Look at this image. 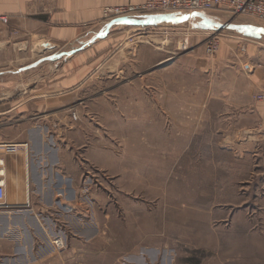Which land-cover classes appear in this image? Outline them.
I'll return each instance as SVG.
<instances>
[{
	"label": "rangeland",
	"instance_id": "374dc122",
	"mask_svg": "<svg viewBox=\"0 0 264 264\" xmlns=\"http://www.w3.org/2000/svg\"><path fill=\"white\" fill-rule=\"evenodd\" d=\"M212 11L199 12L218 20L221 15ZM183 13L115 19L117 29L111 28V37L91 56L97 67L87 85L55 108L57 113L47 118L44 111L34 114L38 127L51 128V143L62 133L70 147L80 139L92 148L101 165L91 171L96 180L86 182L85 191H96L102 212L112 210L122 221L103 232L108 242L114 237L113 244L95 249L96 255L87 250V264L131 258L132 245L141 239L161 247L165 264H264V136L240 133L236 120L223 115L228 110L220 102L227 90L236 95L227 85L242 83L231 78L239 58L232 56L227 63L223 41L230 33L207 32L204 22L194 18L198 12ZM213 36L220 48L207 54L204 43ZM61 50L51 49L27 63L49 57L55 70L71 59ZM114 153L117 168L110 166ZM6 202L9 206L0 213L29 209L21 206L24 201ZM9 225L6 242L0 243V264H32L39 255L47 256L41 264H50L62 257L63 236L48 245L43 240L36 251L28 245V234L22 237L15 230L12 218ZM19 244L27 245L25 252L16 248ZM156 258L152 248L150 259Z\"/></svg>",
	"mask_w": 264,
	"mask_h": 264
},
{
	"label": "crops",
	"instance_id": "0c3cea01",
	"mask_svg": "<svg viewBox=\"0 0 264 264\" xmlns=\"http://www.w3.org/2000/svg\"><path fill=\"white\" fill-rule=\"evenodd\" d=\"M142 1L0 0V15L9 19L7 24L0 21V143L29 144L28 153L23 150L3 153L6 198L11 202H26L27 199L30 202L28 205L24 203V207L29 209L0 213V238H3L0 243L6 242L11 231V218L17 228L15 230H19L22 237L28 234V245L36 251L44 246L40 244L43 240L48 245L57 236H63L66 248L62 257L50 260V264H87V250L92 252L90 249H93L96 255L95 249L115 241L110 236L108 242L103 232L113 231L122 221L112 210L109 214L102 212L101 196L96 191H85L86 182L96 180L91 171L101 165L92 148L87 149L80 139L70 147L69 141L61 137L62 133H58L57 141L51 143L47 139L51 128L38 127L33 119L39 110L47 112L44 118L57 113L55 108L68 103L89 82L97 67V63L90 61L91 56L96 54L101 41L111 37V28L119 23L118 20L111 23L103 21V9ZM211 13L221 16L214 21L207 17L209 12H198L194 18L199 24L204 22L207 32H214L212 29L216 28L222 34H231L223 41V48L227 63L232 60L230 57L238 56V69L231 78L242 81L234 87L227 85L236 95L227 90L221 98L218 97L228 110L223 115L236 120L240 133L264 136V24L235 17L229 10H213ZM224 17L229 20L225 21ZM57 48L71 59L55 66V70L52 64H48L49 57L40 63H27L32 57L38 54L46 56L51 49ZM212 82L209 92L213 90ZM11 120L15 122H9ZM110 166L117 168L115 153ZM139 228V224L135 226L136 230ZM145 240L132 245V259H126L125 255L117 259V264L164 262L159 257L161 247L144 243ZM26 247L16 245L22 250ZM152 248L157 251L156 260L150 259ZM45 259L47 256L39 255L30 263H45Z\"/></svg>",
	"mask_w": 264,
	"mask_h": 264
},
{
	"label": "built area",
	"instance_id": "2783aa9c",
	"mask_svg": "<svg viewBox=\"0 0 264 264\" xmlns=\"http://www.w3.org/2000/svg\"><path fill=\"white\" fill-rule=\"evenodd\" d=\"M229 10L235 15L252 16L264 23V0H143L139 4L106 6L103 9L105 17L111 23L117 18L127 15L146 14L153 12H184L194 13L199 11ZM0 21L7 24L6 15H0ZM184 44V48H185ZM220 48L219 39L213 36L204 43L207 54H214ZM28 143H0V208L9 206L6 202L7 185L5 158L3 153H17L20 150L27 152Z\"/></svg>",
	"mask_w": 264,
	"mask_h": 264
},
{
	"label": "bare ground",
	"instance_id": "6f19581e",
	"mask_svg": "<svg viewBox=\"0 0 264 264\" xmlns=\"http://www.w3.org/2000/svg\"><path fill=\"white\" fill-rule=\"evenodd\" d=\"M183 14H184V13H183ZM186 14H187V13H186ZM127 16H128V15H127ZM28 152H29V149H27V153H28ZM26 157H27V156H26ZM26 189H27V188H26ZM25 203H26V205H28V204L30 203V202H29V199H27ZM26 205H25V206H26ZM23 206H24V205H23Z\"/></svg>",
	"mask_w": 264,
	"mask_h": 264
}]
</instances>
